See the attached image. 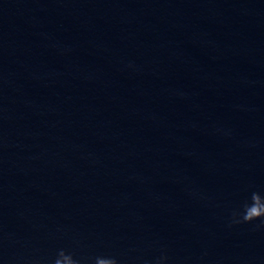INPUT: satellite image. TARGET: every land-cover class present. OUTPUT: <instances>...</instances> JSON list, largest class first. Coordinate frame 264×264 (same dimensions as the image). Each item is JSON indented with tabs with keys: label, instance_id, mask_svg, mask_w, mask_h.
<instances>
[{
	"label": "water",
	"instance_id": "1",
	"mask_svg": "<svg viewBox=\"0 0 264 264\" xmlns=\"http://www.w3.org/2000/svg\"><path fill=\"white\" fill-rule=\"evenodd\" d=\"M254 190L264 0H0V264H264Z\"/></svg>",
	"mask_w": 264,
	"mask_h": 264
},
{
	"label": "clouds",
	"instance_id": "2",
	"mask_svg": "<svg viewBox=\"0 0 264 264\" xmlns=\"http://www.w3.org/2000/svg\"><path fill=\"white\" fill-rule=\"evenodd\" d=\"M253 221H259L260 225H264V194L258 190L252 191L247 199L231 211L229 226L232 224L251 223ZM168 261V255L162 252L153 262L146 261L145 264H168ZM51 264H119V261L116 257L110 255L78 256L75 251L60 248L57 250Z\"/></svg>",
	"mask_w": 264,
	"mask_h": 264
}]
</instances>
